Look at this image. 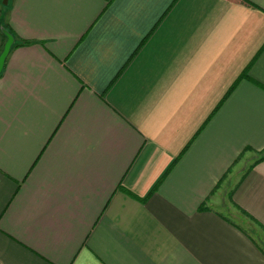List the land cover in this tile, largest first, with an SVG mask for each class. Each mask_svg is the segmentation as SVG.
Listing matches in <instances>:
<instances>
[{
  "label": "crops",
  "instance_id": "crops-1",
  "mask_svg": "<svg viewBox=\"0 0 264 264\" xmlns=\"http://www.w3.org/2000/svg\"><path fill=\"white\" fill-rule=\"evenodd\" d=\"M7 3L0 264H264V0Z\"/></svg>",
  "mask_w": 264,
  "mask_h": 264
},
{
  "label": "water",
  "instance_id": "water-1",
  "mask_svg": "<svg viewBox=\"0 0 264 264\" xmlns=\"http://www.w3.org/2000/svg\"><path fill=\"white\" fill-rule=\"evenodd\" d=\"M8 0H4V4L7 5L8 3ZM6 37H7V42L4 46V50L0 56V74L2 73L3 69H4V66H5V63H6V60H7V57L9 56V53L13 47V44L15 42V39L13 37L12 34H10L9 32L7 31H4Z\"/></svg>",
  "mask_w": 264,
  "mask_h": 264
},
{
  "label": "trees",
  "instance_id": "trees-1",
  "mask_svg": "<svg viewBox=\"0 0 264 264\" xmlns=\"http://www.w3.org/2000/svg\"><path fill=\"white\" fill-rule=\"evenodd\" d=\"M23 44H28L27 42L23 43ZM247 71V70H246ZM244 72L243 76H247V72ZM242 78V77H241ZM240 81V78L237 80V82L229 89L228 93L226 94V96L224 97V99L222 100V102L233 92V90L235 89L236 85L238 84V82ZM219 108V106H217V108L215 110H217ZM264 160V156L262 158H260L256 163L260 162V161H263ZM205 207H203L202 209H204ZM244 212V211H242ZM245 213V212H244ZM247 214V213H245ZM249 216V215H248ZM252 218V217H250ZM252 220H254L255 222H257L255 219L252 218Z\"/></svg>",
  "mask_w": 264,
  "mask_h": 264
},
{
  "label": "rangeland",
  "instance_id": "rangeland-1",
  "mask_svg": "<svg viewBox=\"0 0 264 264\" xmlns=\"http://www.w3.org/2000/svg\"><path fill=\"white\" fill-rule=\"evenodd\" d=\"M5 34V33H4Z\"/></svg>",
  "mask_w": 264,
  "mask_h": 264
}]
</instances>
